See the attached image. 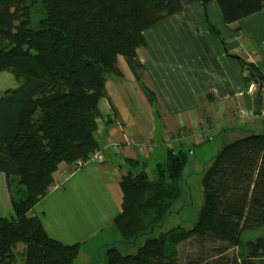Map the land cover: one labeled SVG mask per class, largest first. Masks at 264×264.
Segmentation results:
<instances>
[{"label": "trees", "instance_id": "16d2710c", "mask_svg": "<svg viewBox=\"0 0 264 264\" xmlns=\"http://www.w3.org/2000/svg\"><path fill=\"white\" fill-rule=\"evenodd\" d=\"M35 1L0 0V72L19 83L0 92V173L8 177L13 207L9 217L0 215V264H16L18 242L25 243L21 264H74L81 243L51 237L35 206L57 184L61 163L76 167L99 150V102L108 77L125 75L121 57L160 113L138 55L143 33L186 6L212 0H43L34 20ZM216 1L227 23L264 8V0ZM242 65L261 94L263 73L254 63ZM190 153L169 148L156 164V179L146 162L126 159L131 168L120 182L113 227L123 246L143 236L145 243L127 254L108 246V264H264V133L226 142L204 166L203 205L191 228L151 236L180 210ZM252 229L263 232L245 240ZM242 245L246 252L234 251Z\"/></svg>", "mask_w": 264, "mask_h": 264}, {"label": "crops", "instance_id": "0c3cea01", "mask_svg": "<svg viewBox=\"0 0 264 264\" xmlns=\"http://www.w3.org/2000/svg\"><path fill=\"white\" fill-rule=\"evenodd\" d=\"M143 34L146 44L138 55L160 113L121 57L125 75L108 77L99 102L97 137L104 160L76 167L61 163L57 184L35 206L51 237L81 243L74 264H105V251L117 238L113 220L121 210L122 176L131 168L126 159L153 158L157 164L172 147L192 153L226 134L264 133V114L253 115L255 81L246 80L242 65L254 63L264 75V8L227 23L216 0L196 3ZM259 101L264 111V88ZM242 113L247 115L239 121ZM10 206L8 177L1 172L0 215H10Z\"/></svg>", "mask_w": 264, "mask_h": 264}, {"label": "rangeland", "instance_id": "374dc122", "mask_svg": "<svg viewBox=\"0 0 264 264\" xmlns=\"http://www.w3.org/2000/svg\"><path fill=\"white\" fill-rule=\"evenodd\" d=\"M42 1L43 0H36L34 2V6H35L33 12L34 20H38V18L41 15V11L39 9L42 5ZM109 77H113V76H109ZM18 84H19L18 79L15 77L14 74L7 71L0 72V92H3L8 88L16 87ZM41 115L42 113L39 110L34 116V122L37 125H40L41 123ZM263 126H264V122H263ZM40 135L42 136V134ZM226 135L227 136L225 138L223 137L212 138L209 142H205L201 146H196V148L189 155L190 156L189 163L186 166L184 173L185 174V182L183 183L184 194L181 200L176 204V206L180 210L178 213L173 214V216L169 220H167V222L163 226L155 228L151 236H159L162 232L168 231L171 228L176 227L178 225H184L187 228H191L198 220L199 212L203 205L202 175L204 171V166L206 165V163L209 162V160H212L213 157L220 151L222 145H224L226 142H231L238 138V136H236L235 134H226ZM45 146L47 150L51 153L50 148L48 146V142L46 140H45ZM219 146L221 148L218 150L217 148H219ZM178 149L179 148L177 147V150ZM156 162L157 161L151 158L150 161L146 163V170L148 171L151 179L157 178V174L155 170ZM132 170L136 171L133 168ZM182 204L184 205L181 206ZM11 214H13V208ZM10 215H6V216L9 217ZM252 230L246 231L244 233L243 238L245 240L256 237L258 234L262 233L264 229L263 230L252 229ZM114 235H116L117 238L112 239L113 245L119 247L121 252L124 254L135 253L138 250V248L145 243V237L143 236L138 240L137 243L123 246L120 242L121 238L119 234L114 232ZM105 237L107 236L105 235ZM24 247H25L24 242H18L14 247L15 253L17 254L16 264L22 263L23 260L22 250L24 249ZM181 248L183 251L184 247L182 246ZM188 250H190L189 246H188ZM234 251L237 253H243L247 251V247L246 245H242L241 247L238 246V248H235ZM106 253L107 251H105V257L103 263L108 264Z\"/></svg>", "mask_w": 264, "mask_h": 264}, {"label": "built area", "instance_id": "2783aa9c", "mask_svg": "<svg viewBox=\"0 0 264 264\" xmlns=\"http://www.w3.org/2000/svg\"><path fill=\"white\" fill-rule=\"evenodd\" d=\"M247 113H242L238 118L239 121H241V118L244 119L246 117ZM113 149L116 153H120L121 147L120 145H113ZM104 160L103 152L99 149L92 153L89 158L86 160V162H102Z\"/></svg>", "mask_w": 264, "mask_h": 264}, {"label": "water", "instance_id": "95a60500", "mask_svg": "<svg viewBox=\"0 0 264 264\" xmlns=\"http://www.w3.org/2000/svg\"><path fill=\"white\" fill-rule=\"evenodd\" d=\"M252 76L254 77L255 75L252 73ZM255 84H254V88L252 91L253 94V115L257 116V115H263L264 111H262L261 107H260V101H259V94H260V89L257 86V80H254Z\"/></svg>", "mask_w": 264, "mask_h": 264}]
</instances>
